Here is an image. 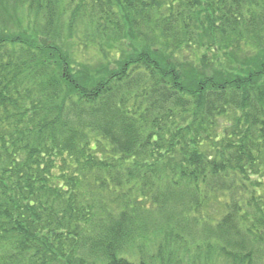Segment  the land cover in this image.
I'll return each instance as SVG.
<instances>
[{
    "label": "trees",
    "instance_id": "trees-1",
    "mask_svg": "<svg viewBox=\"0 0 264 264\" xmlns=\"http://www.w3.org/2000/svg\"><path fill=\"white\" fill-rule=\"evenodd\" d=\"M0 264H264V0H0Z\"/></svg>",
    "mask_w": 264,
    "mask_h": 264
}]
</instances>
